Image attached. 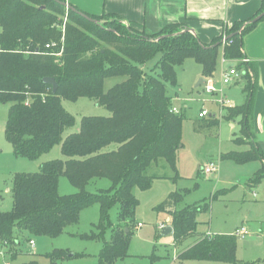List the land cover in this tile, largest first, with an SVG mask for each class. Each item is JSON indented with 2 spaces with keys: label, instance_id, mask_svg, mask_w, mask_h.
I'll return each mask as SVG.
<instances>
[{
  "label": "trees",
  "instance_id": "trees-1",
  "mask_svg": "<svg viewBox=\"0 0 264 264\" xmlns=\"http://www.w3.org/2000/svg\"><path fill=\"white\" fill-rule=\"evenodd\" d=\"M66 0H0V105H10L6 137L17 158L36 161L57 145L66 161L41 165L37 173H16L13 180V208L0 211V246L8 248L14 261L20 246L34 237L56 239L76 225L83 210L100 206L96 233L84 236L101 241L98 264H120L129 256L137 223L139 201L136 188L148 190L155 177L152 166L165 163L176 170L177 153L183 148V117L173 112L168 86L177 85L175 69L187 59L201 65L203 78H215L219 49L227 60L244 58V37L264 22L238 23L211 45H203L181 24L169 25L148 35L124 25L116 16H92L96 21L67 9ZM71 6V5H70ZM73 7V6H71ZM75 8V7H73ZM68 15V16H67ZM67 16V17H66ZM55 46L51 49L47 45ZM219 45V46H217ZM160 58L154 68L150 61ZM53 78L57 91L45 83ZM122 81L108 91L105 82ZM243 89L247 102L225 107L220 118H203L205 127H218L222 121H240L242 136L238 145L250 144L251 152H232L222 159L238 164L253 160L264 163V153L253 141L250 124L256 85L250 76ZM87 98L111 112L110 117H85L80 130L63 139L76 124L63 100ZM196 125L198 130L202 127ZM114 149H108L111 146ZM108 149V150H107ZM261 171H264V164ZM65 176L77 190L61 195L60 179ZM262 174L259 173L257 181ZM107 180V189L96 187ZM95 186L91 192L89 187ZM184 194L173 193L157 208L170 218L176 245L196 234V216L201 207L179 209ZM117 209V220L111 212ZM128 230V232H127ZM109 237L107 238V236ZM237 236L200 238L184 250L178 260L241 264L237 260ZM1 248V249H2ZM69 252L55 250L45 257L60 264ZM21 264H40L29 261Z\"/></svg>",
  "mask_w": 264,
  "mask_h": 264
},
{
  "label": "rangeland",
  "instance_id": "rangeland-1",
  "mask_svg": "<svg viewBox=\"0 0 264 264\" xmlns=\"http://www.w3.org/2000/svg\"><path fill=\"white\" fill-rule=\"evenodd\" d=\"M159 58L158 55L150 61L148 68H154ZM222 59L221 47L215 75L218 78H220ZM234 64L236 65L234 62H228L227 66ZM175 72L177 85H169L168 92L172 97L173 107L184 119L183 148L177 153L176 170L164 162L159 166H152L149 175L155 178L151 187L148 190L135 189L134 194L139 201L135 221L142 226L136 227L129 256L120 264H225L212 261L183 262L178 260V256L200 238L235 235L236 230L243 227L247 229L248 235L244 239L237 238V260L241 264H264V171H261L264 163L261 160H253L238 164L232 159H222L232 152H251L252 146L248 143L238 145L234 142L242 136L240 126L230 128L227 121H222L218 127L208 128L204 126V122H199L203 109L207 110L210 116L219 115V106L216 101L218 97L207 94L204 86L197 87L200 79L203 78L202 68L198 62L187 59L183 65L175 69ZM121 81L122 79L116 78L106 80V91ZM244 83L233 85V90L240 99L232 100L235 105H242L246 100L245 94L242 93ZM217 86L219 89V83ZM63 106L76 118L75 126L65 131L63 139L77 133L85 117L111 116L108 109L87 98L73 102L63 100ZM9 109L10 105H0L1 212H8L13 208L12 188L16 173H37L44 163L67 160L62 153L61 145H57L36 161L17 158L5 134ZM198 122L201 125L199 127H202L199 130L196 126ZM115 147L113 145L108 149ZM211 162L218 163L220 169L217 174L208 176L203 173L202 168ZM259 173L262 177L257 181ZM95 186L98 189H107L111 184L107 180H101ZM95 186L89 187L91 192L96 191ZM76 192L68 179L62 176L61 195H71ZM173 193L185 196L178 206L179 209L196 206L202 208L196 216V234L178 246L172 235H162L160 225L167 226V215L157 211V208ZM117 212V209L111 212L114 222L117 220ZM100 218L99 205L86 208L82 211L79 222L68 227L60 237L56 239L34 237L32 240L36 242L35 254L29 242L24 241L20 246L21 254L16 260L13 261L10 253L4 251L5 255L0 256V264H21L29 261L50 264L45 256L55 250L69 252L66 259L59 261L60 264H98L103 243L84 236L97 234L96 225L100 223Z\"/></svg>",
  "mask_w": 264,
  "mask_h": 264
},
{
  "label": "crops",
  "instance_id": "crops-1",
  "mask_svg": "<svg viewBox=\"0 0 264 264\" xmlns=\"http://www.w3.org/2000/svg\"><path fill=\"white\" fill-rule=\"evenodd\" d=\"M66 1L69 6L71 5L92 16H116L124 25L144 31L148 35H155L169 25L181 24L189 30H193L192 34L206 46L223 37L236 24H247L260 12L263 5V0ZM243 53L245 58L250 61L248 69L251 73L250 77L256 85L253 112L250 119L253 141L264 153V22L259 23L253 31L244 37ZM215 79L219 83V88H222L220 78L215 77ZM247 81V78L241 81L245 82L244 87ZM233 85L223 87V95L235 107L242 106L247 102V95L245 94L246 100L242 105H235L232 100L240 99L233 90ZM242 93L244 94L243 90ZM214 96L219 98V95ZM220 109L219 106V115L212 114L209 118L218 116L220 118ZM228 123L230 128H236V126L241 128L239 120ZM6 191L8 192L9 189ZM169 219L167 217L166 221L169 222ZM238 230L240 229H237L236 232Z\"/></svg>",
  "mask_w": 264,
  "mask_h": 264
},
{
  "label": "built area",
  "instance_id": "built-area-1",
  "mask_svg": "<svg viewBox=\"0 0 264 264\" xmlns=\"http://www.w3.org/2000/svg\"><path fill=\"white\" fill-rule=\"evenodd\" d=\"M222 43H223V47H225L228 44V37L226 34L223 36ZM54 46H55L54 44H52L51 46L47 45V48L51 49ZM228 62H234V63H236V65L234 64V65L228 67L227 66ZM249 62L250 61L245 57L242 59H239V60L231 61V60H227L223 55L222 67L220 70V84H221L222 88H219V89L217 88L218 82L216 81L215 78L206 79V82L203 86H204V89L206 90L207 94L219 95V98L217 99V103L221 108L220 109L221 116L223 114V110L225 107H229V108L234 107V105L228 99H226L224 97L223 87L231 86L237 82H241L244 78H246V76H250L251 73L249 72V69H248ZM220 95L222 97H220ZM173 112L178 113L176 108H173ZM209 116H210V114L208 113L207 110H203L200 114L201 119L207 118ZM219 169L220 168H219L218 163L211 162V163L207 164L206 166H204L202 168V171L205 175L210 176V175L217 174L219 172ZM141 226H142V224H139L138 228ZM165 227H166V225H164V224L160 225V229L162 231L165 229ZM235 235L238 238L244 239L247 237L248 231L246 228H241L240 230H238L236 232ZM29 245H30V248H31L33 254H35L36 242L34 240H31V241H29ZM4 251L8 252V248L0 249V256L5 255ZM5 264H9V263H5Z\"/></svg>",
  "mask_w": 264,
  "mask_h": 264
},
{
  "label": "water",
  "instance_id": "water-1",
  "mask_svg": "<svg viewBox=\"0 0 264 264\" xmlns=\"http://www.w3.org/2000/svg\"><path fill=\"white\" fill-rule=\"evenodd\" d=\"M64 5H65V7H66L68 10L71 9V10L74 11V12H79L76 8H73V7L69 6L67 3L64 4ZM79 14L82 15L83 17H85L86 19H88L89 21L96 23L95 20H93L92 18H90V17L87 16L86 14H84V13H82V12H79ZM263 18H264V13H262L261 15H259L258 17H256L255 19H253V20H252L251 22H249V23H252V24H253V23H257V22H259L260 20H262ZM188 31H190L191 33H193V30H188ZM222 44H223V43H222ZM217 46H219V45H217ZM44 81H45V83H47V84H49V85H51V86L53 87V92H54V93L57 91V89H58V85H57L55 79H53V78H46ZM205 82H206V80H205L204 78L200 79V81H199L197 87H201V86H203V85L205 84ZM169 221H170V219H169ZM127 232H128V230H127ZM173 234H174V229H173V227L170 226V225L166 226L165 229L162 231V235H163V236H169V235H173Z\"/></svg>",
  "mask_w": 264,
  "mask_h": 264
}]
</instances>
